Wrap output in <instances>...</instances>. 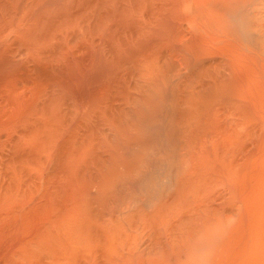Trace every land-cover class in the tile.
I'll list each match as a JSON object with an SVG mask.
<instances>
[{"label":"bare ground","instance_id":"6f19581e","mask_svg":"<svg viewBox=\"0 0 264 264\" xmlns=\"http://www.w3.org/2000/svg\"><path fill=\"white\" fill-rule=\"evenodd\" d=\"M0 264H264V0H0Z\"/></svg>","mask_w":264,"mask_h":264}]
</instances>
